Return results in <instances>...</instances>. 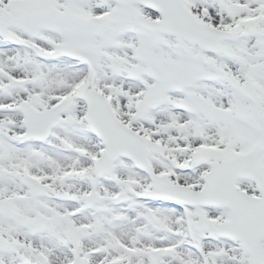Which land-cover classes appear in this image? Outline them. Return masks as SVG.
I'll return each mask as SVG.
<instances>
[{
  "label": "snow or ice",
  "instance_id": "1",
  "mask_svg": "<svg viewBox=\"0 0 264 264\" xmlns=\"http://www.w3.org/2000/svg\"><path fill=\"white\" fill-rule=\"evenodd\" d=\"M0 264H264V0H0Z\"/></svg>",
  "mask_w": 264,
  "mask_h": 264
}]
</instances>
